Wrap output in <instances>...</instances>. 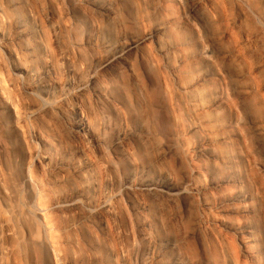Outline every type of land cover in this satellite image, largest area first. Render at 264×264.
<instances>
[{"label": "bare ground", "instance_id": "6f19581e", "mask_svg": "<svg viewBox=\"0 0 264 264\" xmlns=\"http://www.w3.org/2000/svg\"><path fill=\"white\" fill-rule=\"evenodd\" d=\"M115 1L0 0V115L23 149L19 194L0 169V227L15 239L1 254L25 257L28 246H41L48 264H196L197 234L164 237L157 200L179 211L195 207L208 264H264V177L200 26L175 14L179 0H156L154 31L128 41L113 32L122 6ZM131 2L145 23L147 1ZM192 2L213 20L218 11L222 40L239 36L231 58L250 66L246 94L264 104V0ZM96 51L107 55L99 64ZM133 57L158 72L171 114L175 144L158 145L151 163L144 154L159 138L148 125L153 98ZM256 128L264 134V123ZM174 151L187 166L182 181L165 169ZM104 170L114 175L110 189ZM22 209L30 225L16 220ZM112 217L122 221L125 244L113 239Z\"/></svg>", "mask_w": 264, "mask_h": 264}, {"label": "rangeland", "instance_id": "374dc122", "mask_svg": "<svg viewBox=\"0 0 264 264\" xmlns=\"http://www.w3.org/2000/svg\"><path fill=\"white\" fill-rule=\"evenodd\" d=\"M103 1L105 2V0H103ZM113 1L116 2L115 0H113ZM131 1H133V0H117V2L119 3V4L117 3L119 5V7L121 5L122 6L119 9L120 11H118L119 12L118 13V19H117V22H115L116 25L113 24V26L115 28L112 26L114 34L121 35L123 37V39L127 38L128 41L140 37L143 33L147 32V30H148V32L154 31L155 26L161 20L160 16H159V18H157L158 13H156V11H154V10H156V8H155L156 7L155 6L156 0H151V1L145 0V2L150 1L147 5V7L149 9L146 7L147 9L144 10V7L147 3V2L146 3L144 2L145 4H143L144 5L143 6V12L145 14H143V16H145V19L142 20V18H141V20L144 22L146 21V22L140 25L139 24L140 22H138V20L140 18L139 15L137 14L138 10H135L137 7H136V5H134L135 3L133 2V4H132ZM179 2L180 3L177 6L178 8L177 7L175 8V10H176L175 14L176 15L178 14V17L181 18L183 21H184V19L186 21H188L190 19L189 22L195 21L200 26L199 29L202 33L201 34L202 36L200 35L201 36L200 38H201L202 42L206 45V47H207V45L210 47V48L208 47V49L210 51H212V52H210V55L212 54L214 56L217 63L219 64L221 70L223 71L224 77L226 78V80L228 81V83L230 85V93H231L232 97L234 98V100L237 101L236 103L239 104L238 105V107L240 109L239 113H240V118L242 121V123H241L242 127L241 128H242L243 132L245 133V135L247 136V141H248L249 145L251 146L252 151L254 152L253 155H254L255 161L257 162V166L259 168V171L261 172V175H263V177H264V134L261 135L256 128L259 123H264V104L262 103V98H260L258 95L255 96V94L254 95L250 94V95H252V96H250L249 94H246L247 90L249 89L248 87L253 85V83L252 84L250 83L251 79L249 80V77H248V72H249L248 68L250 66L244 67V63L242 64V62H239L236 59L232 60L233 57L235 58V56H234V50L236 48L235 43H237V41L239 40V38H238L239 36L237 35V37H235V39H232V41H229L231 39L222 40L220 32H221V29L223 30V27H224L223 23L224 22H223V20H221L222 18H220L221 16L219 15L218 11L215 12V15H216V13L218 14V16H215L216 19L218 20L217 21L215 18L213 20V17H211L205 11H204V13H202L203 9H202V11L200 10L201 8H199V7L196 9L192 0H179ZM152 3L155 5H152ZM134 6L136 8H134ZM152 7L154 8V10L152 9ZM120 12H121V20L122 21L119 20L120 19V17H119ZM148 12H149V14L147 15L146 13H148ZM152 14H153V16H152ZM137 16H138V18H137ZM256 19H254V21H256V23L259 25L260 22L258 23V20H256ZM195 22H193V23H195ZM122 24H124V25L122 26ZM143 25H144V27H143ZM259 26H261V25H259ZM219 34H220V36H219ZM52 36H54V35H52ZM168 40H170V39H168ZM170 41H172V39ZM147 46H148V51L154 50V45L152 42H149ZM95 54H96V59H97L95 64H99L98 62L102 61V57L105 58V56H107L106 54H104L102 52L100 53V51L99 52L96 51ZM100 54L103 56H101ZM229 54H230V56H229ZM260 54H262V55H260ZM263 54H264L263 51L259 53L260 56H264ZM231 56H232V58H231ZM133 61H134L136 70H138V72L142 76L144 75L143 77L146 76L145 78L147 79V81H149V82H147V84H149L148 90L151 92L150 94H151V97L153 98V105H152L153 109L151 107L152 113H151V110L149 111V113H147V115L149 116L148 117V120H149L148 125H149L151 131L153 130L152 133L157 135V137H159V138L156 141L152 140L150 144L148 143V145L146 146L147 148H149L148 151H146L148 153H146L144 151L145 152L144 155L147 154V156H145L146 160L149 159L150 162L149 161L148 162L151 163V161L154 162L155 158L158 155V153H157V151H159L158 148L164 147V146L173 147L175 144V141L173 140L174 137L172 135L173 134V130H172L173 126L171 124L172 123L171 114L169 113L168 110H166L167 108L164 106V105H166L165 104L166 99L164 97V93H163L161 86L159 84V81H158L159 80V74H157L158 72L155 69H153L152 67H150L151 65L148 63V61L142 60L140 57H133ZM255 62H257V60H254L252 64H254ZM64 63L61 62V64H60L61 67L59 66V70L61 71L62 74H64V78L66 76H67L66 78H68V76H69V72H68L69 69L68 68L69 67H68L67 63H65L66 65ZM245 65H247V64H245ZM127 81L128 80H125L124 82L126 84H128V85H126V88H127V91L130 93V91H131L130 89L132 87L129 85V82H127ZM251 82H253V81H251ZM150 117H152V118H150ZM73 118L75 120H80L82 117L80 114H77V115H73ZM0 121L4 122L3 126L0 125V169L9 179L8 180L9 187L11 185L10 188L14 189L13 190L14 192L20 193L21 192V186L19 183L20 182L19 178L21 176L20 167H21V161L23 158V155H22L23 149L20 147V144L18 143L16 136L14 135V133L10 129L9 117L7 115L6 116L3 115L1 117V115H0ZM130 121H131L133 126H135V127H136V125L139 126L140 122H138L137 119H134V121L132 119H130ZM120 127H122V126H120ZM121 129L122 128H120V131H121ZM110 136L113 137L112 138L113 140L116 137V135L114 137V134L109 135V138H110ZM112 139L110 138V140H112ZM71 144L74 147H77L79 145L78 143L76 144L75 141H72ZM158 145H159V147H158ZM178 153L179 152L174 151L169 156V166L170 167L168 166L165 169L168 173L171 172L170 174L172 177L175 175L173 177L174 179L176 178V180L182 181L186 178L188 170H187V166H185L186 165L185 162H183L181 155ZM111 177L112 178L114 177L113 172L111 170L110 171H108V170L103 171L102 181L104 183L103 182L102 183L105 186L104 187L105 189H110L109 187L111 185V182H110ZM107 179H109L108 180L109 182H107ZM144 199H145V197H141V201H143ZM155 201H157V200H153L151 203L152 205H154L153 212H155V213L160 212V213H158L159 214L158 218L166 221L165 222L166 223V230L169 228L167 231L165 230L163 232V234L165 233L163 236L167 237L169 239H173V238L178 237L177 239L180 240L179 237H181V239H182V237L184 238V235H186V233H188L189 235H192V233L195 231V233L193 235L197 234L199 242H200V246H201V248L199 250L200 252L198 253L197 257H195L197 260L196 264H208L209 258L206 255L207 252H205L206 248L203 247L204 243L202 241V237L200 239L199 238L200 236L198 235V234H200V232L198 231V227L196 225V221H197V214L196 213H197V211H196L195 207L192 206L191 204H189L188 207H184L182 211H179L177 208L175 209V207L169 205L168 203H164V205L161 204V206H157L158 202H155ZM5 202H6V200L0 194V206L3 207ZM158 207H160V208H158ZM156 209H157V211H156ZM17 215H18V217L16 220H19L18 221L19 223H21L22 225L24 223L27 225L28 224L30 225L29 218L23 209L20 210ZM177 215L180 216V217H178V219H177ZM173 216H175L177 219V220H175V217H174L175 222H173L174 221L172 219ZM26 218H28V219H26ZM120 221L121 220H119L118 218L117 219L115 217L111 218V223H112L113 232H114L113 233L114 234L113 239L116 243H118V245L119 244L120 245L125 244V241L121 238L120 233H119V229L122 226V221L121 222ZM170 223H171V225H170ZM31 226H32V223H31ZM178 233H179V235H178ZM1 234H2V236H1ZM8 234L9 233L7 232L6 228L3 229L0 227V264H48V258H47V255L45 253V249L44 248L42 249L41 246H35V247L31 246L30 251H29V246H28L26 248V252H28V253L26 254L27 256L24 255L25 257H23V256L21 257V255L19 253L11 254V252H9V256H7L6 254L5 255L1 254L3 251H5L7 249L10 250V248H12L11 246H13L15 243V239L12 238V236H9ZM155 234H157V232ZM193 235H192V237H193ZM171 252L168 253V255H167L168 257L166 256L167 262H171V260H172L171 256L173 255V251H171ZM170 254H171V256H170ZM169 257H171V258L169 259Z\"/></svg>", "mask_w": 264, "mask_h": 264}]
</instances>
